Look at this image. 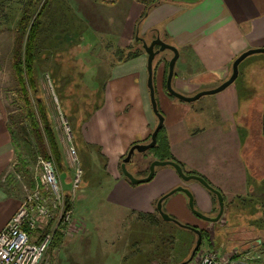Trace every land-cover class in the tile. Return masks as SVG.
Returning a JSON list of instances; mask_svg holds the SVG:
<instances>
[{"label":"crops","instance_id":"0c3cea01","mask_svg":"<svg viewBox=\"0 0 264 264\" xmlns=\"http://www.w3.org/2000/svg\"><path fill=\"white\" fill-rule=\"evenodd\" d=\"M55 2L73 21L71 35L77 37V41L71 49L75 47L78 51L82 42L88 43L86 50L93 49L104 37L113 40L111 43L118 46L121 54L128 51L124 47L125 39H130L133 33L137 41L138 33L143 38L141 35L151 37L145 38L147 41L159 36L175 45L180 55L172 85L180 93L188 92V96L227 80L234 60L244 51L264 48V0H161L144 19L143 0H52L51 5ZM111 8H117V14H109ZM83 35L88 40L82 39ZM136 50L142 49L133 51ZM167 60L166 55L160 57L154 85L173 157L182 163L185 171L204 177L221 191L225 216L227 212L238 213L240 218L236 221L245 219L240 224L242 227L249 228L250 234L264 236V167L259 170L254 160L255 149L264 143V96L259 97L256 87L258 78V82L264 84V53L244 59L235 82L214 95H207L199 104L183 101L168 92L165 71L170 60ZM107 68L109 73L105 76L84 77L82 81L90 86L88 96L83 97L81 90L74 93L81 98H73L71 108L75 118V142L85 162L94 164L103 172L102 178L107 179L104 195L111 202L109 206L134 221L105 223L106 230L101 232L104 248L100 254L99 251L88 252L98 239L88 234L83 236L82 225L77 222L68 225L62 231H68L62 247L54 248L58 253L51 258L52 264H102L109 258L118 260V264H125L126 260V264H152L157 249H152L154 243L149 233L151 227L161 222L158 200L180 185L192 191L197 209L216 210L211 191L196 180L184 181L171 166L157 167L153 179L140 184H133L124 176L121 163L125 155L132 145L148 143L158 123L148 87V54L141 51L138 56L110 62ZM75 82L79 83L80 79ZM95 98L100 102L91 108L90 100ZM245 98L251 100L247 107L243 106ZM259 99L262 102H257ZM241 110H244V121L238 118ZM256 112L261 138L256 140V145H249L256 129ZM78 135L80 140H77ZM144 158L147 163L137 165L140 177L148 174L149 162L153 160ZM16 159L15 140L0 101V231L21 203L15 198L12 183ZM60 175L65 189L69 190L71 177L64 172ZM163 207L183 221L194 222L189 197L184 192L167 197ZM52 230L55 233L56 228ZM42 232L36 229L33 237L40 239ZM258 242L257 239L253 245ZM137 245H145L143 251ZM145 251L147 254L143 255ZM49 254L45 263L51 264ZM186 256L177 257L175 262Z\"/></svg>","mask_w":264,"mask_h":264},{"label":"rangeland","instance_id":"374dc122","mask_svg":"<svg viewBox=\"0 0 264 264\" xmlns=\"http://www.w3.org/2000/svg\"><path fill=\"white\" fill-rule=\"evenodd\" d=\"M31 1L32 0H0V101L3 105V112L7 119V123L11 127L13 138L15 140L17 159L15 160V164H13L12 172H14V177L12 183L14 185L15 198L19 199L20 202L23 201V199L32 189H35V187L40 184V159L44 158L39 154V150L36 146L31 127L27 123L24 115L20 110L21 102L19 99L18 84L13 69V49L17 36V27L24 10L32 4ZM46 1L47 0H38L39 3L35 7L36 13H38V11H42L40 17V19L42 20V25L38 35L36 50L38 57L35 68V77L38 82L37 93L43 98L44 109L46 110V113L49 117V121L51 122L52 129L55 133V138L62 152L63 162L62 167H59V170L62 169L64 175L68 174L72 180L74 169L69 165L67 156L69 147L71 144H73L76 148L81 161V166L84 171L80 188L77 189L76 192L72 193L73 207L70 209L73 210V223L62 222L58 224L57 220L59 219V215H57L56 219H54V221H50L48 224L50 226V229H53L55 227L56 229L59 228L61 231H64V229L69 224H76L77 222L79 226L82 225L84 231L83 236L88 234L94 240H99L98 243L95 241V243L97 244L92 246L93 250L88 252L93 253L99 251L98 253L100 254V252L104 248L102 243V233L104 232V230H106L105 223L106 225H115V222L123 221L130 224L134 220L127 217L124 218L125 214L121 216V213L123 212L119 214V212H115L112 210V208L109 206L111 202L107 200L104 195V190L108 184L107 179L104 180L102 178L103 172L100 171V169H98L96 166H94V164L88 165V162H85V156L81 153V150L76 145V131L74 124L75 118L74 114L71 113L72 102L73 98H77L79 100L81 99L80 95L74 94L79 90H81L80 94L83 95V97L88 96L87 93L90 92V86L82 81L86 75H94L97 77L107 75L109 73V69L107 68L108 63H113L118 59L127 57L130 54L129 51L132 52L135 49H143V45L142 41H137L135 39V33H133L134 35H132L130 39H125L126 45L124 47L128 51H124L121 54L117 51L118 46H115L114 43H111L113 42V40H108L104 37H101V44L95 45L93 49L90 48V50H86L85 46H87V42L84 44L82 42V46L79 47L81 51L79 50V48L77 51L75 47L74 49H71V47L74 46L75 41H77V37L71 35V31L73 29V21L72 19H69L70 14L62 12V8L56 2L55 4L51 5L52 0H48L46 8L44 10H41ZM111 1L112 0H110V2ZM144 5L146 9V4L144 3ZM110 11L111 12H109V14L113 15L117 14V12L115 11L118 10L117 8H111ZM141 36H144L145 38H147V40L151 38L147 37L146 35ZM86 37L87 36L83 35L82 39H85ZM87 38L85 40H88ZM118 41H120V43L123 42L119 39ZM107 43H109V45H107ZM91 44L92 43L90 42L89 45ZM112 44L113 46H111ZM61 47H63V51ZM54 49L61 50L55 52ZM262 54L263 53H256L253 55ZM165 55L167 56L168 62L170 60V55H173V52L171 50H165L163 51V53L157 56L154 62L157 68L160 64V57H165ZM253 55H250L248 57H251ZM89 63H91L92 67H89ZM260 66L262 65L260 64ZM260 68L257 69L259 72L261 70ZM167 72L168 68L166 67L165 75L167 74ZM77 79H80L79 83L75 82ZM258 80L256 87L260 92L259 97L262 98L264 96V84H260ZM184 92L186 94L183 92L181 93L188 96V92ZM198 92L194 93L193 95L197 94ZM205 97L208 96L204 95L201 98L195 100L193 103L199 104V101H203L202 99ZM250 101L245 98L243 100V106L247 107L248 104L251 103ZM260 101L261 99L257 100V102ZM76 102L77 101H75V103ZM98 102L100 101L97 98H95L94 100H90L89 106L91 108H94ZM73 109V111L76 110L75 108ZM243 113L244 110H241L238 116L239 120L241 121H244ZM255 115L256 129L252 133L253 142L252 140H250L251 144L248 143L249 145H256V140L259 141V139L261 138L260 126L257 125L259 115L257 114V112ZM66 126L69 127L72 134V138L70 141L68 139L69 130L66 129ZM77 140H80L79 135L77 136ZM146 156L150 159H155V155L150 150H147L145 152H136L133 156V162L129 164V170L137 178H142L140 177L141 172L137 169V165L145 162L147 163L144 158ZM254 158L259 167V170L263 169L264 143H260L257 149H255ZM51 160H53L57 166L55 159L52 158ZM63 172L60 171L59 173L61 174ZM62 184L65 189L63 179ZM67 192H71V187L69 190L65 189V194H67ZM217 200L218 199L215 198V211L206 212L202 211L201 209L198 210L202 211L207 216H216L219 211ZM65 203L67 207V200L65 201ZM163 210L168 213L164 209V207ZM168 214L171 215L170 213ZM191 214L194 217L193 223L183 221L178 217L171 215L174 219L178 220L184 226L178 225L174 221H166L163 219L160 213L158 214L161 222L158 226L151 227L150 232L152 234L149 233V236H151V241L154 243V246L151 247L152 249L153 247L157 249V255L154 254V257H156L155 261L153 260L154 258L151 259L156 263L153 262L152 264H165L164 262L169 261H171V263H176L175 261L177 257L179 258L185 256V254L189 256V253L192 252L195 246L196 237L193 235V231L188 227H195L199 224H201V226H204L208 233L207 239L202 241L200 252L205 250H215L220 254H229L235 249H239L240 251L251 250L255 254L260 256L257 260V264H264V236L259 237V234L256 233L250 234L249 228L247 229V227H242L240 224H242V220L245 219L243 218L236 221L237 218H240V215L238 213L227 212V215H223V217L221 218V222L219 221L217 223L203 220L192 211ZM228 221L230 223H228ZM143 224H146V222H143ZM231 224L233 228L231 227ZM44 225H46V223H44ZM66 234H68V231L64 233V236H66ZM126 239L128 240V238ZM257 239L259 240V242L253 245V243ZM144 247L145 245H137V248H141L142 251ZM54 248L56 247H50L48 252L50 253L49 255L51 264V258L54 256V254L56 255V253H58V249ZM172 253L173 255H170ZM146 254L147 252L145 251L143 255ZM197 255L198 253L196 254L193 261H191L189 264L196 263ZM127 262L128 260L125 261V264ZM102 264H118V260L109 258L108 260H103Z\"/></svg>","mask_w":264,"mask_h":264},{"label":"built area","instance_id":"2783aa9c","mask_svg":"<svg viewBox=\"0 0 264 264\" xmlns=\"http://www.w3.org/2000/svg\"><path fill=\"white\" fill-rule=\"evenodd\" d=\"M66 127L70 141L72 134ZM67 159L74 169L71 180V193H74L80 188L84 171L73 144L69 147ZM40 166V184L26 195L0 231V264H48L45 258L54 239V231H46L48 223L57 215L58 224L73 223V210L66 207L65 189L55 162L41 158ZM36 229L43 230L40 239L33 237ZM200 250L195 264H257L260 257L251 250L235 249L229 254Z\"/></svg>","mask_w":264,"mask_h":264},{"label":"trees","instance_id":"16d2710c","mask_svg":"<svg viewBox=\"0 0 264 264\" xmlns=\"http://www.w3.org/2000/svg\"><path fill=\"white\" fill-rule=\"evenodd\" d=\"M160 1L161 0H143V2L146 4V9L142 15V18L144 19L148 15L150 9ZM47 2L48 0L46 1L43 8H41V10H44L46 8ZM31 3L32 4L29 5L24 10L23 15L17 27V36L15 39V44L13 49L14 50L13 69L18 84V93L21 102L20 110L24 115L27 123L31 127V131L35 138L36 146L39 150L38 152L46 159L54 158L57 163V168L59 170V167L60 168L62 167V162H63L62 152L55 138V133L52 129L51 122L49 121V117L46 113V110L44 109L43 98L41 95H38L37 93L38 82L35 77V68L38 58L36 51L37 40L42 25L41 24L42 20L40 19L42 11L41 12L38 11V13L35 12V7L39 3L38 0H32ZM141 51L145 52L144 47L140 51L136 50L129 52L130 54L127 56V58L138 56L141 53ZM168 66H169V62L167 63V68ZM156 69L157 66H155L154 64V80L156 76ZM167 75L168 72L165 77V87H166ZM149 150L155 155V159L158 158L160 160H174L182 165V163L178 161L176 158H174L171 153L170 144L165 126H163L158 132L156 145L150 148ZM152 161L149 162V165ZM132 162L133 161H131L130 163ZM128 168H129V164H128ZM60 171L63 172L62 169H60L59 172ZM187 173L195 174L192 172H187ZM212 195L215 201V198H217V196L214 193H212ZM66 200L68 202L67 207L72 208L73 203H72L71 192H67ZM49 230H51L50 226H48L46 231ZM63 238H64V233L59 228H57L54 233V240L51 244L52 247H59L62 244Z\"/></svg>","mask_w":264,"mask_h":264},{"label":"water","instance_id":"95a60500","mask_svg":"<svg viewBox=\"0 0 264 264\" xmlns=\"http://www.w3.org/2000/svg\"><path fill=\"white\" fill-rule=\"evenodd\" d=\"M136 38L138 40L142 41L143 47H144L146 53L148 54V87L150 90V97H151V103H152L153 111L156 114V116L158 117V123L152 132L150 142H148V143H136V144L131 146L127 155L124 157V159L121 163L122 172L133 184H140V183L151 181L155 175L157 167H162V166L173 167L184 181L196 180V181L200 182L203 186H205L209 191L214 193L217 196V199L219 202V212L214 217L205 215L202 211L198 210L195 207L194 195H193L192 191L189 188H187L183 185H180V186L172 189L171 191H169L165 195H163L158 200L157 209H158L159 213L161 214V216L163 217V219L166 221H174L178 225L184 226L182 223H180L178 220L174 219L171 215H169L168 213H166L163 210V201L167 197H169L170 195L181 191V192H184L189 197V207L194 214H196L198 217H200L206 221L217 222L220 220V218L222 217V215L224 213V209H225L224 196L221 193V191L214 188L204 177H202L200 175H196V174H188L184 170L183 166L179 162L174 161V160L154 159L149 165L148 175L145 177H142V178H137L128 168V164H129V162H131V160H132V158L136 152H145V151L149 150L150 148H152L156 145L158 132L164 126V116L159 110L158 102L156 99V92H155V85H154V61L156 59V56L165 50H171L173 52V56L169 61L168 76H167V80H166V86H167L168 92L171 95H173V96H175V97H177L183 101L193 102V101L201 98L204 95L218 93V92L226 89L232 83H234L235 80L237 79L238 75H239V66H240L241 62L250 55H253L256 53H264V48H253V49H249V50L241 53L233 62L232 73H231L230 77L227 80H225L222 84H220L218 87H216L214 89H210V90L200 91L193 96H187V95L180 93L176 89H174V87L172 85V80L174 77L176 62H177L179 55H180L179 49L175 45H172V44L164 41L159 36L156 37L155 39H152L150 42H148L145 38L140 37L138 33L136 35ZM188 228H190L192 231H194L198 235L197 243H196L195 247L193 248L191 255L189 256V258L187 260L179 262V263H171V264H189L195 258L196 252L202 244L203 236H202L201 230L196 228V227H188Z\"/></svg>","mask_w":264,"mask_h":264},{"label":"flooded vegetation","instance_id":"af4514ba","mask_svg":"<svg viewBox=\"0 0 264 264\" xmlns=\"http://www.w3.org/2000/svg\"><path fill=\"white\" fill-rule=\"evenodd\" d=\"M152 40V39H151ZM150 40V41H151ZM141 41V40H140ZM167 87V86H166ZM151 140V139H150ZM150 140H149V142H150ZM131 161H133V158H132V160ZM129 164H130V162H129ZM195 203V202H194ZM196 207V206H195ZM218 207H219V202H218ZM218 211V210H217ZM219 212V211H218ZM218 214V213H217ZM216 214V215H217ZM223 215H224V213H223ZM223 215H222V217H223ZM221 217V218H222ZM200 218V217H199ZM221 218H220V220L219 221H221ZM202 219V218H201ZM204 220V219H203ZM219 221H217V222H219ZM211 222V221H210ZM217 222H214V223H217ZM196 228H198V229H200L201 230V232H202V236H203V240H205V239H207V237H208V233H207V231H206V229L204 228V227H198V226H195ZM193 233V235L196 237V241H195V245H196V243H197V239H198V235L193 231L192 232ZM202 240V241H203ZM202 245V244H201ZM195 247V246H194ZM201 247V246H200ZM199 247V249L197 250V252H196V254L199 252V250L201 249ZM189 253V252H188ZM191 255V252L189 253V256ZM189 256H187L186 258H184L182 261H185V260H187L188 258H189ZM196 256V255H195ZM182 261H180V262H182ZM174 263V262H173ZM176 263H179V262H176ZM165 264H171V262L169 263V262H166Z\"/></svg>","mask_w":264,"mask_h":264}]
</instances>
